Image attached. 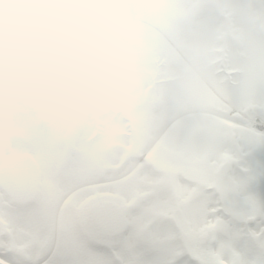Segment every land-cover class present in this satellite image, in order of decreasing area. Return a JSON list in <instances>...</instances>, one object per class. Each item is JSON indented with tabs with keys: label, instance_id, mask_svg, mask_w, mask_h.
Wrapping results in <instances>:
<instances>
[{
	"label": "rangeland",
	"instance_id": "obj_1",
	"mask_svg": "<svg viewBox=\"0 0 264 264\" xmlns=\"http://www.w3.org/2000/svg\"><path fill=\"white\" fill-rule=\"evenodd\" d=\"M186 3L195 13L171 15L167 27L156 25L153 14L146 15L151 48L137 56L131 53L140 45L123 35L117 15L106 12L100 0H32L30 14L16 30L0 36V163L30 151L38 170L44 171L37 209L7 212L0 204V264L19 255L9 246L14 235L24 237L33 258L42 256L45 264H199L196 249L208 254L210 264H264V253L245 256L243 242L228 236L237 232L211 211V192L195 193L196 185L181 184L175 176L187 167L191 176L197 170L184 161L185 146L189 151L197 147L201 163L212 157L239 158L253 150L256 137L244 132L234 138V147L225 149L210 108L223 105L222 98L255 117L256 107L264 105V30L259 20L249 19L253 12H264V0ZM221 23L230 26L227 31L245 35L231 41L215 64L188 71L192 44L213 38ZM102 36L107 42L97 44ZM68 88L81 106L90 104V114L82 121L61 119L57 131L48 120H38L32 108L54 97H62L66 107ZM40 91L42 101L34 95ZM70 145L72 150L63 152ZM61 157V162L69 158L63 169L57 163ZM143 157L145 162L137 165ZM147 165L156 172L147 171ZM198 178L201 183L210 180ZM234 183L259 204V176L231 178L218 186L228 211L255 213L259 206L251 209L242 193L230 191ZM137 191H150L152 199L128 214L124 237L105 240L86 222L94 205L112 200L123 206ZM173 200L178 211L172 223ZM215 222L225 228L221 239L215 246L200 244L199 234ZM187 251L194 262L186 259ZM31 260L28 264H35Z\"/></svg>",
	"mask_w": 264,
	"mask_h": 264
},
{
	"label": "clouds",
	"instance_id": "obj_2",
	"mask_svg": "<svg viewBox=\"0 0 264 264\" xmlns=\"http://www.w3.org/2000/svg\"><path fill=\"white\" fill-rule=\"evenodd\" d=\"M32 0H0V36L12 34L19 22L30 14ZM106 12H114L117 15L119 27L123 35L130 41L140 45L139 51H133L131 56L147 53L151 48L148 39V27L145 22L147 14L155 16V24L163 27L170 25L168 18L171 15L189 17L196 11L190 7L186 0H100ZM252 21L259 20V28L264 30V12H253L249 15ZM230 26L221 23L216 26V35L213 38L203 39L192 44L187 53L188 71H202L206 67L215 64L225 55L226 49L233 40H237L245 34L241 31H227ZM85 39H89L86 37ZM107 37H99L97 44L104 45ZM83 44V41H78ZM64 99L70 101L63 107L61 98H52L37 112L38 120H48L57 131L60 130V120L70 122L72 120H86L90 114V104L81 106L80 98L68 88ZM62 109V110H61Z\"/></svg>",
	"mask_w": 264,
	"mask_h": 264
},
{
	"label": "flooded vegetation",
	"instance_id": "obj_3",
	"mask_svg": "<svg viewBox=\"0 0 264 264\" xmlns=\"http://www.w3.org/2000/svg\"><path fill=\"white\" fill-rule=\"evenodd\" d=\"M260 110V109H259ZM210 112L212 113L213 116L216 117V129L219 131V138L220 141L222 142V144L226 147L225 149L230 150L232 147H234V138H238L240 136H238L237 134L240 135V133H247L254 137H256L253 140V150L246 152L243 154V156L239 157V158H232V157H223V158H219L217 159L216 157H212L209 158L207 160V162L201 163V156L199 155V153L196 152V148L197 147H193V151H189L188 147L185 146L184 147V161L185 162H190L191 164L194 165V167L197 168V170L193 171V176H191L189 174V170L188 167L185 170L182 171H176V177L178 179H181V184L186 183L190 186V185H196L197 187H195L194 192H215L216 194L212 197L213 198V204L212 206L215 208L214 212L215 215L217 217V219H221L222 221H225L227 227L232 226V230H234V232L237 233H229L228 236L232 237L235 236L237 237V239H240L243 244H244V254L245 256H248L249 254H262L264 253V211H261V205L260 202L259 204L255 203V199H253L252 195L249 194H244L242 192H240L239 188H236V185H239L238 183H234L230 189L231 192H235V193H239L241 195H243L247 200H249L251 202V209L257 208L255 213H244V214H239V215H235L233 213H231L230 211L226 210V209H222L224 204L221 205L218 202V192H222L220 190V188H218V186L220 185V183L228 181L229 179H233L236 181H241V180H247L252 178V176H259L258 173L252 171L249 169L248 165H247V161L253 157L258 156L259 154L264 153L263 149H264V136L254 133L250 128L248 127H242V126H234L232 123H234L236 121V118L234 116V114L230 111V109L223 103V105H214L211 106L210 108ZM258 116L260 118L264 119V114L262 113V110H260V112L258 113ZM260 141L261 144H257V142ZM222 162H226L227 164H225V169L228 170V173L226 175H223L222 172H217V168L219 167V165ZM161 170V169H160ZM196 171H199L198 173ZM162 173L166 174V172L164 170H161ZM196 176V177H195ZM206 176H209L210 180H208V183H201L200 179L198 177H200L201 179L205 178ZM218 178H220L218 180ZM184 180V181H182ZM211 182V183H209ZM171 188L168 187L167 191H170ZM163 190H161L160 192H162ZM36 192V191H35ZM159 192V191H158ZM164 192V191H163ZM177 191H173L172 195L173 197L176 196ZM178 192H183L181 189H179ZM38 197L36 194V204H32L31 209H37L39 206V198L42 195V192H38ZM145 194V199H144V203L139 204V206H137L139 209L141 206H144L146 204L147 201H149L150 199H152V194H150L151 192H135L133 194V197L137 194ZM0 194L1 196H4L5 200L8 201V203L14 202V204L17 206V209H26L28 208L27 206L29 204H25L21 201H18L16 199H12L10 198V196L0 188ZM0 196V198H1ZM112 202V200H104L103 202ZM114 203V202H112ZM115 204V203H114ZM128 203H125L123 206H120L122 208H125L126 205ZM162 205V204H160ZM164 206V205H163ZM177 207V205H176ZM11 209L13 208H7L6 210L7 212H10ZM136 209V210H137ZM165 209V206H164ZM220 209H222V214H223V218L220 217L219 213H220ZM250 209V210H251ZM127 210H125L126 216H127ZM7 221L12 224V222L10 221L9 218H7V216H5ZM219 221V220H216ZM210 229H212V233L211 236L214 239V244L216 245L218 242V238L221 239L220 234L222 233V229H225L223 227H220V225L218 224V222L214 223V227H211ZM223 236V234H222ZM228 237V238H230ZM117 238V237H116ZM242 253V254H243Z\"/></svg>",
	"mask_w": 264,
	"mask_h": 264
},
{
	"label": "water",
	"instance_id": "obj_4",
	"mask_svg": "<svg viewBox=\"0 0 264 264\" xmlns=\"http://www.w3.org/2000/svg\"><path fill=\"white\" fill-rule=\"evenodd\" d=\"M34 179L31 166L16 158H6L0 167V182L14 196H29L33 189ZM88 220L94 224L97 230L105 234H117L122 231L125 225L121 211L109 204L91 210Z\"/></svg>",
	"mask_w": 264,
	"mask_h": 264
},
{
	"label": "snow or ice",
	"instance_id": "obj_5",
	"mask_svg": "<svg viewBox=\"0 0 264 264\" xmlns=\"http://www.w3.org/2000/svg\"><path fill=\"white\" fill-rule=\"evenodd\" d=\"M247 165L250 170L259 175V184L256 185V187L259 191L261 211H264V154L249 159ZM9 246L19 253L9 264H28V261L34 256V250L24 237H17L14 235ZM194 259L198 261L199 264H210L208 254L199 249L194 250Z\"/></svg>",
	"mask_w": 264,
	"mask_h": 264
}]
</instances>
